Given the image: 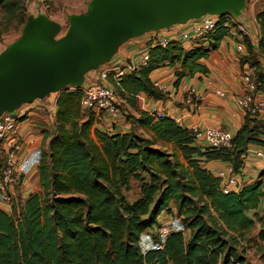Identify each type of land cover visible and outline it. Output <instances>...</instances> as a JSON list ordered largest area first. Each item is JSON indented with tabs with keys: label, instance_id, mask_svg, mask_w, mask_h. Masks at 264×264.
Instances as JSON below:
<instances>
[{
	"label": "trees",
	"instance_id": "obj_1",
	"mask_svg": "<svg viewBox=\"0 0 264 264\" xmlns=\"http://www.w3.org/2000/svg\"><path fill=\"white\" fill-rule=\"evenodd\" d=\"M22 5L0 0L7 13L26 14L24 22L27 13ZM257 17L262 27L258 46L246 39V54L239 63L250 67L257 90L264 95V12ZM226 35L219 22L213 31L189 40L187 48L179 39L165 46L151 42L146 64L112 81L117 98L130 106L139 92L165 98L153 86L150 73L179 64L175 86L186 75L206 73L199 60ZM81 95L77 89L62 93L58 100V134L39 161L43 193H31L19 208L11 204L9 212L0 208V264H248L241 241L256 226L264 259V212H259L263 181L224 192L222 178L204 166L220 160L233 173L240 172L249 145L264 148V109L254 115L244 112L230 147L199 146L191 128L168 115L155 119L145 112L132 117L128 131L96 130L97 145L88 137L92 117L80 125L74 119L75 99L79 104ZM138 128L149 129L153 136H144ZM165 143L174 148H164ZM132 182L138 191L129 201ZM173 219L183 231L170 232L162 248L143 253L141 235L155 238L157 227Z\"/></svg>",
	"mask_w": 264,
	"mask_h": 264
},
{
	"label": "crops",
	"instance_id": "obj_2",
	"mask_svg": "<svg viewBox=\"0 0 264 264\" xmlns=\"http://www.w3.org/2000/svg\"><path fill=\"white\" fill-rule=\"evenodd\" d=\"M88 6L84 9L68 11L64 19L55 15L51 17L50 13L41 11V7L29 6L26 11V22L32 19L39 23L43 18L52 21L59 27L54 35L55 38H58L67 30L69 17L86 13ZM262 12H264V0H227L223 11L206 8L185 17H173L166 24L154 25L138 34L130 35L115 47L109 49L100 58L86 59L77 63L71 67L70 82L61 87H45L38 96L21 104L13 111L21 113L15 134L20 144L17 157L21 158L26 154L34 153L40 161L42 153L49 151L50 140L58 134V100L62 93L73 92L77 89L82 91L88 85L104 83L101 79L103 72H107L106 83L113 86L112 81L120 78L118 75L120 70L129 73L141 66V57L149 49L151 42L153 44L162 39L177 40L180 31L190 27L203 17H218L223 13L231 15L235 21L242 23L245 30L243 33L227 34L218 46L209 52L207 57L199 60V63L207 68L206 73L197 72L192 76L186 75L178 86H175L176 76L174 72L181 70L180 65L157 68L150 73V79L153 86L161 91L165 98L154 99L144 92H139L132 99V106L127 100L118 98V101L126 106V110L115 118L97 110L86 109L80 101L78 104L77 99H75L74 109L77 110L78 117L74 119L80 125L86 122L89 117H92L93 121L90 125L88 137L97 145H99V141L95 134L96 130L110 133L128 131L133 126L132 117L139 116L141 112L150 114L153 108H164L166 115L174 118L177 123L187 128L197 127L199 133L196 136L199 146H204V131L208 127L225 129L233 135L244 121V111L237 105L235 100V95L241 86L240 76L244 69V66H240L239 58L246 54V39L255 48L258 46L262 35V27L257 14ZM63 21H67L65 27ZM181 41L184 47H190L191 41ZM9 45L10 43L3 46L0 53L7 50ZM190 89L195 90L196 98L193 103L186 101V95ZM23 109L26 110L23 111ZM262 114H264V111H262ZM65 126L70 129V122ZM137 132L146 137L153 136V133L147 128H138ZM165 144L167 146H164V148L169 147V150L174 148L172 143ZM256 149L255 145H249L243 156V167L237 174L227 173V177L222 178V190L227 188L226 192L238 191L242 186L257 180H262L264 184V162L256 158ZM179 158L181 161L183 160L181 156ZM39 161L27 173L17 175V181L9 187L11 200L9 202L0 201V208L9 212L11 204L14 203L16 208H19L31 193H43L39 178ZM227 165V163L220 160L204 163V166L214 174L226 168ZM1 169L2 158H0V173ZM229 178H235L236 183L228 184L227 180ZM263 211L264 201L260 205L259 212L261 215ZM159 219L163 221L165 216L162 217L161 215Z\"/></svg>",
	"mask_w": 264,
	"mask_h": 264
},
{
	"label": "water",
	"instance_id": "obj_3",
	"mask_svg": "<svg viewBox=\"0 0 264 264\" xmlns=\"http://www.w3.org/2000/svg\"><path fill=\"white\" fill-rule=\"evenodd\" d=\"M227 0H92L69 17L65 33L52 21L29 19L23 35L0 53V115L13 112L47 86L71 81V67L100 58L132 34L206 8L223 11ZM224 14V13H223Z\"/></svg>",
	"mask_w": 264,
	"mask_h": 264
},
{
	"label": "built area",
	"instance_id": "obj_4",
	"mask_svg": "<svg viewBox=\"0 0 264 264\" xmlns=\"http://www.w3.org/2000/svg\"><path fill=\"white\" fill-rule=\"evenodd\" d=\"M25 5L30 6L31 0H22ZM227 30V34H235V32H244V26L233 19L229 14H223L218 17H203L190 27L182 30L178 34L179 40L198 39L213 31L218 23ZM168 39H162L153 43L162 46L167 45ZM148 49L141 57V66L148 61ZM133 69V67H131ZM124 74L123 70L118 72L119 77ZM101 79L104 81L97 84H92L82 89L80 98L81 105L89 110H97L104 114L115 118L119 116L120 110L118 107V98L113 86L107 81V72L101 74ZM241 86L235 95L237 105L244 111L254 115L264 109V95L257 90L255 81L250 67L245 66L240 76ZM157 85V83H156ZM195 90L190 89L186 95V101L193 103L195 101ZM26 109H23V111ZM155 119L166 116L164 108H153L150 113ZM21 113L4 112L0 115V158H2V169L0 173V201L9 202L11 196L9 187L17 181V175L27 173L31 167L38 163L39 159L36 154H26L21 158L17 157V151L20 148L19 140L16 139L17 123ZM194 133L198 135V128L191 127ZM232 133L225 129L216 127H208L204 131V146L210 148H224L231 146ZM255 156L264 161V148H257ZM233 172L232 167L227 165L226 168L217 172L221 178H226L227 173ZM228 184H235V178H229ZM228 189L224 188L226 192ZM172 231H183L182 224L173 219L168 223L159 225L155 231L156 237L153 238L150 233H143L140 237L139 245L141 251L145 253L150 249H160L163 247L168 234Z\"/></svg>",
	"mask_w": 264,
	"mask_h": 264
},
{
	"label": "rangeland",
	"instance_id": "obj_5",
	"mask_svg": "<svg viewBox=\"0 0 264 264\" xmlns=\"http://www.w3.org/2000/svg\"><path fill=\"white\" fill-rule=\"evenodd\" d=\"M14 2L17 0H13ZM19 3H22V7H25V11L29 5H25L22 0H18ZM92 0H31L30 7H41V11L44 13H50V16H60L64 19L65 14L68 11L84 9L87 5H90ZM23 12L16 11L14 14H9L0 7V50L3 46H7L15 43L20 36L23 35V32L26 30L24 22H21V19L25 18ZM51 20H53L51 18ZM64 27L67 24V21H63ZM118 107L120 113L126 110V106L118 101ZM122 105V106H120ZM129 112V111H127ZM169 148V147H168ZM179 156L180 152H179ZM257 158V157H256ZM258 159V158H257ZM261 162H264L258 159ZM138 185L135 182H132V190L127 193L128 200H133L137 196ZM264 212V211H263ZM258 226L253 227L252 230L248 233V238L244 241H241V246L245 248V257L248 264H264V259L262 258V251L260 250L263 242L258 240Z\"/></svg>",
	"mask_w": 264,
	"mask_h": 264
}]
</instances>
